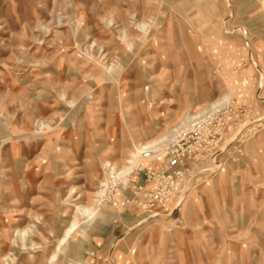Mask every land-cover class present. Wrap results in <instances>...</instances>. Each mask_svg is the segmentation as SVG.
Returning a JSON list of instances; mask_svg holds the SVG:
<instances>
[{
	"label": "rangeland",
	"instance_id": "rangeland-1",
	"mask_svg": "<svg viewBox=\"0 0 264 264\" xmlns=\"http://www.w3.org/2000/svg\"><path fill=\"white\" fill-rule=\"evenodd\" d=\"M215 105L149 210L140 168ZM0 264H264V0H0Z\"/></svg>",
	"mask_w": 264,
	"mask_h": 264
},
{
	"label": "built area",
	"instance_id": "built-area-1",
	"mask_svg": "<svg viewBox=\"0 0 264 264\" xmlns=\"http://www.w3.org/2000/svg\"><path fill=\"white\" fill-rule=\"evenodd\" d=\"M223 116L222 109L215 107L193 117L181 136L174 135L166 140V166L159 170L140 168L143 183L134 195L136 198L143 196L149 210L156 206L166 208L184 197L186 180L193 175L194 168L214 157L216 146L222 142ZM144 155L151 158L150 151Z\"/></svg>",
	"mask_w": 264,
	"mask_h": 264
},
{
	"label": "bare ground",
	"instance_id": "bare-ground-1",
	"mask_svg": "<svg viewBox=\"0 0 264 264\" xmlns=\"http://www.w3.org/2000/svg\"><path fill=\"white\" fill-rule=\"evenodd\" d=\"M217 105V104H216ZM216 105L214 106V107H216ZM154 143V144H153ZM152 144H148V145H142V146H140V148H139V151H142V150H144V149H147V148H153V147H155L157 144H158V142H156V141H154ZM143 152V151H142ZM106 165H110L108 162L106 163ZM109 167H112L111 165L109 166ZM111 169V171H114V168H110ZM80 206V205H79ZM78 210H80L81 211V213L82 214H88L89 215V213H91V209L89 208V207H83V206H80V207H78ZM76 227V224L75 223H72V226H70L69 227V229L66 231V234H65V238L64 239H66L71 233H72V231H73V229ZM21 231V230H20ZM20 236V235H19ZM25 239V238H24ZM63 239V240H64ZM23 240V239H22ZM62 241V240H61ZM24 246V245H23ZM54 259H55V257H54ZM52 260V259H51ZM6 261V260H5Z\"/></svg>",
	"mask_w": 264,
	"mask_h": 264
},
{
	"label": "crops",
	"instance_id": "crops-1",
	"mask_svg": "<svg viewBox=\"0 0 264 264\" xmlns=\"http://www.w3.org/2000/svg\"><path fill=\"white\" fill-rule=\"evenodd\" d=\"M133 208H136V209H138V207H134L133 206ZM131 221V220H130ZM130 221H124V223H125V225H128L129 223H131ZM119 223H121V222H119ZM118 224V221H116V224H114V225H117ZM183 240H186V238H182Z\"/></svg>",
	"mask_w": 264,
	"mask_h": 264
}]
</instances>
